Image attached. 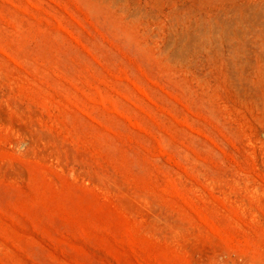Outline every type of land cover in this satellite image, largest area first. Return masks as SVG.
Masks as SVG:
<instances>
[{
  "label": "rangeland",
  "instance_id": "rangeland-1",
  "mask_svg": "<svg viewBox=\"0 0 264 264\" xmlns=\"http://www.w3.org/2000/svg\"><path fill=\"white\" fill-rule=\"evenodd\" d=\"M0 264H264V0H0Z\"/></svg>",
  "mask_w": 264,
  "mask_h": 264
}]
</instances>
